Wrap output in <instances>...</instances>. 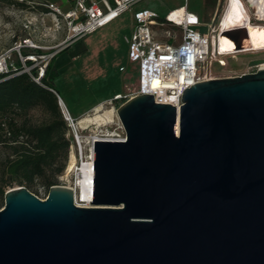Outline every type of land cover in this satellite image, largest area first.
I'll return each mask as SVG.
<instances>
[{"label": "water", "instance_id": "water-1", "mask_svg": "<svg viewBox=\"0 0 264 264\" xmlns=\"http://www.w3.org/2000/svg\"><path fill=\"white\" fill-rule=\"evenodd\" d=\"M116 117L125 140L92 141L90 207L5 192L0 264H264V69Z\"/></svg>", "mask_w": 264, "mask_h": 264}, {"label": "rangeland", "instance_id": "rangeland-1", "mask_svg": "<svg viewBox=\"0 0 264 264\" xmlns=\"http://www.w3.org/2000/svg\"><path fill=\"white\" fill-rule=\"evenodd\" d=\"M229 1L142 0L122 13L113 24L97 29L72 47L61 45L64 41V32L56 29L51 18L40 16L38 12L0 4V57L9 54L11 70L20 67L22 71L29 72L34 68L38 73L40 68L52 60L58 74L54 81L55 88L75 123L83 116L93 114L97 105H102L103 109L113 108L115 112L113 123L109 124V127L107 125L100 129L95 126L80 127L83 140L81 157L69 129L67 136L72 142L67 164L64 171L55 177L53 186H73L75 168L89 156L88 141L91 136L125 134L116 117V109L121 102L110 104L109 101L115 94L123 91L124 85L135 87L138 83L135 56L124 41V37H129L132 31L134 14L144 12L147 16L163 19L170 10L186 5L203 24L195 29L203 34L209 32L207 24L211 20H214L213 25L217 28ZM239 1L243 4L252 25H264V22L255 20L252 9L247 7L244 0ZM62 3L65 5V0H62ZM23 40L30 41L28 47L22 46ZM26 56L30 58L25 59ZM221 59L224 64L221 67L214 64L213 76L216 78L240 76L254 73L264 67V50L222 56ZM27 60L32 63L30 66L26 65ZM119 66L125 67L126 71L120 73ZM27 118L34 125H41L49 120L48 115L40 108L30 110ZM71 153L74 154L75 160L73 167L67 172ZM8 155L9 150L0 146V188L3 187L5 192L22 187L16 182L3 186L6 180L2 178V164ZM81 180L82 177L79 178V182ZM30 193L42 200L46 199L48 194L40 181L34 183Z\"/></svg>", "mask_w": 264, "mask_h": 264}, {"label": "built area", "instance_id": "built-area-1", "mask_svg": "<svg viewBox=\"0 0 264 264\" xmlns=\"http://www.w3.org/2000/svg\"><path fill=\"white\" fill-rule=\"evenodd\" d=\"M140 1L142 0H70L71 7L66 12L47 0H26V3L31 7L47 10V13H40V16L51 18L56 29L64 32V41L61 45L67 47L97 29L107 26ZM134 20L135 25L130 36L124 37V41L135 56L138 83L135 87L126 88L123 94H115L109 103L122 104L139 95H152L157 104L171 105L178 111L183 91L196 83L216 79L213 76L214 64L219 67L224 64L217 46L212 42V38L217 36L214 20L207 24L209 32L200 34L195 29L203 24L186 5L170 10L163 19L138 12L134 14ZM29 43V40H23L22 46L28 47ZM26 58L30 57L26 56ZM9 59L8 53L0 57V74L11 70ZM46 66L40 68L37 76L32 78L37 84L40 83ZM124 70V67L119 68V72ZM53 93L61 103L58 94L55 91ZM60 103L59 110L71 131L74 145L81 157L83 140L80 128L65 105L61 106ZM90 138L93 140L92 136ZM111 140H125V134L123 136L116 134ZM87 159L90 160V154ZM81 167L82 163L75 168V183L71 187L75 206L84 203L80 199L77 201L75 197L81 177ZM90 202H92V185Z\"/></svg>", "mask_w": 264, "mask_h": 264}, {"label": "trees", "instance_id": "trees-1", "mask_svg": "<svg viewBox=\"0 0 264 264\" xmlns=\"http://www.w3.org/2000/svg\"><path fill=\"white\" fill-rule=\"evenodd\" d=\"M0 4L47 13L46 9L31 7L23 0H0ZM31 64L26 61L27 66ZM36 76V69L22 72L20 67L0 74V146L9 150L2 164V178L6 180L3 186L16 182L29 192L34 183L40 181L48 193L55 185V177L66 167L72 140L67 136L69 128L53 94L55 91L60 96L54 85L57 74L52 60L39 84L32 79ZM35 108L48 115V122L30 123L27 114ZM4 194L1 187L0 208L4 204Z\"/></svg>", "mask_w": 264, "mask_h": 264}, {"label": "bare ground", "instance_id": "bare-ground-1", "mask_svg": "<svg viewBox=\"0 0 264 264\" xmlns=\"http://www.w3.org/2000/svg\"><path fill=\"white\" fill-rule=\"evenodd\" d=\"M244 1L247 7L252 9L255 20L264 22V0ZM212 42L214 46H217V50L221 56L262 51L264 50V25H252L243 4L239 0L238 2L230 0L218 22L217 36L212 38ZM260 69H264V67ZM60 104L64 106L62 101ZM103 108L102 105H97L94 107L93 114L85 115L79 119L77 122L79 128L95 126L100 129L102 126L112 124L115 114L113 108ZM92 137L93 140H102L104 138L111 140L116 137V134L108 133L107 135H94ZM93 140L90 138L88 141L90 157ZM73 155L72 153L70 154L67 172L73 167L75 160ZM81 174L82 180L78 182L75 197L77 201L80 199L81 202H84L82 205H78V207H90L92 161L89 159L82 161ZM68 188L72 190L71 187Z\"/></svg>", "mask_w": 264, "mask_h": 264}, {"label": "crops", "instance_id": "crops-1", "mask_svg": "<svg viewBox=\"0 0 264 264\" xmlns=\"http://www.w3.org/2000/svg\"><path fill=\"white\" fill-rule=\"evenodd\" d=\"M48 2H51V3H54V4H56L63 12H66V11H68L69 9H70V7H71V2H70V0H65V5H63V3H62V0H47ZM138 3V2H137ZM151 14H153V13H151ZM154 15V14H153ZM119 18V17H118ZM117 18V19H118ZM117 19H115L113 22H115ZM113 22H111L110 24H108L107 26H109V25H111V24H113ZM134 25H135V20H134V18H133V27H134ZM106 27V26H105ZM133 27H132V29H133ZM102 28H104V27H102ZM88 36V35H87ZM86 37V36H85ZM85 37H83L82 39H84ZM82 39H80V40H78V41H76V42H74V43H72L71 45H69L68 47H72V46H74L75 44H77V43H79ZM53 62V61H52ZM121 67H123V66H119V68H121ZM119 68H118V71H119ZM53 69H54V67H53ZM124 71L123 72H120V73H124L125 71H126V68L124 67ZM54 71H55V69H54ZM55 73L57 74V72L55 71ZM58 75V74H57ZM56 79V78H55ZM55 81V80H54ZM126 88H128V86H123V91L121 92V93H117V94H123L125 91H126Z\"/></svg>", "mask_w": 264, "mask_h": 264}, {"label": "snow or ice", "instance_id": "snow-or-ice-1", "mask_svg": "<svg viewBox=\"0 0 264 264\" xmlns=\"http://www.w3.org/2000/svg\"><path fill=\"white\" fill-rule=\"evenodd\" d=\"M233 2H238V0H233Z\"/></svg>", "mask_w": 264, "mask_h": 264}]
</instances>
